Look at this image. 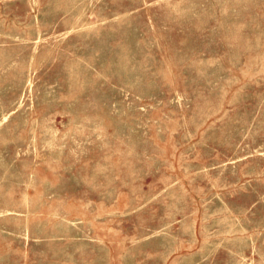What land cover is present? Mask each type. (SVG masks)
<instances>
[{"label":"rangeland","instance_id":"rangeland-1","mask_svg":"<svg viewBox=\"0 0 264 264\" xmlns=\"http://www.w3.org/2000/svg\"><path fill=\"white\" fill-rule=\"evenodd\" d=\"M0 264H264V0H0Z\"/></svg>","mask_w":264,"mask_h":264}]
</instances>
